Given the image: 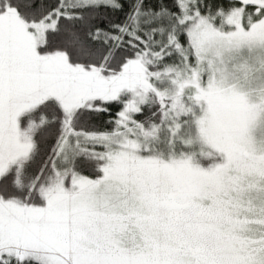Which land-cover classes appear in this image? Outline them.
<instances>
[{
    "label": "snow or ice",
    "instance_id": "snow-or-ice-1",
    "mask_svg": "<svg viewBox=\"0 0 264 264\" xmlns=\"http://www.w3.org/2000/svg\"><path fill=\"white\" fill-rule=\"evenodd\" d=\"M0 264H264V0H0Z\"/></svg>",
    "mask_w": 264,
    "mask_h": 264
}]
</instances>
